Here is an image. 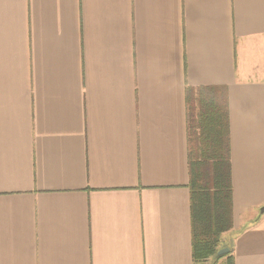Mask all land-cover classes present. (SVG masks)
<instances>
[{
	"label": "crops",
	"instance_id": "0c3cea01",
	"mask_svg": "<svg viewBox=\"0 0 264 264\" xmlns=\"http://www.w3.org/2000/svg\"><path fill=\"white\" fill-rule=\"evenodd\" d=\"M262 40L264 0H0V264H196L200 88L229 99L223 241L264 264Z\"/></svg>",
	"mask_w": 264,
	"mask_h": 264
},
{
	"label": "trees",
	"instance_id": "16d2710c",
	"mask_svg": "<svg viewBox=\"0 0 264 264\" xmlns=\"http://www.w3.org/2000/svg\"><path fill=\"white\" fill-rule=\"evenodd\" d=\"M188 102L190 128L199 130L201 144L200 158L191 155L190 164L194 262L228 248V264H233L223 241L234 226L228 95L200 88Z\"/></svg>",
	"mask_w": 264,
	"mask_h": 264
},
{
	"label": "rangeland",
	"instance_id": "374dc122",
	"mask_svg": "<svg viewBox=\"0 0 264 264\" xmlns=\"http://www.w3.org/2000/svg\"><path fill=\"white\" fill-rule=\"evenodd\" d=\"M252 53L253 52L250 50L249 47L244 48L243 55H242V49H239V57L242 59V56H243V61L245 63V66H247L246 67L247 69H259V68H261L264 72V41H263V44L259 45V50H257V52L255 54H252ZM254 76L263 77V79H264V75L262 73L261 74L257 73ZM198 135H199V130H196L194 127H192L191 128V136H190L191 141H192L191 149L193 152L192 156L196 159L200 158V148H201V144H200ZM223 239H224V237H223ZM224 249H227V248H224ZM224 249H222V250H224ZM227 254H223V255L218 254V256L215 255V256H211L207 259L204 258V260L198 262L197 264H228L229 256H226Z\"/></svg>",
	"mask_w": 264,
	"mask_h": 264
},
{
	"label": "water",
	"instance_id": "95a60500",
	"mask_svg": "<svg viewBox=\"0 0 264 264\" xmlns=\"http://www.w3.org/2000/svg\"><path fill=\"white\" fill-rule=\"evenodd\" d=\"M261 213L264 214V207L261 209ZM229 252V249H224L218 253L219 255L227 254Z\"/></svg>",
	"mask_w": 264,
	"mask_h": 264
}]
</instances>
